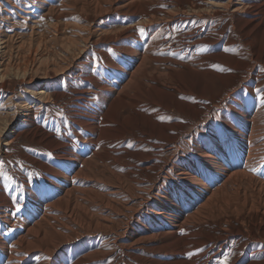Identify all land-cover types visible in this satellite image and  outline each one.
<instances>
[{"label":"bare ground","instance_id":"bare-ground-1","mask_svg":"<svg viewBox=\"0 0 264 264\" xmlns=\"http://www.w3.org/2000/svg\"><path fill=\"white\" fill-rule=\"evenodd\" d=\"M57 3L88 21H121L84 37L73 63L80 78L65 67L53 91L30 92L54 105L75 94L76 109L63 107L62 122L61 109L54 114L61 164L36 179L54 182L0 264H264V0ZM212 110L208 141L192 134L172 160L175 143ZM82 232L85 252H49Z\"/></svg>","mask_w":264,"mask_h":264},{"label":"rangeland","instance_id":"rangeland-1","mask_svg":"<svg viewBox=\"0 0 264 264\" xmlns=\"http://www.w3.org/2000/svg\"><path fill=\"white\" fill-rule=\"evenodd\" d=\"M44 1L45 5H42V0H0V201L4 204L0 205V244L5 247L3 250L0 246V252H13L17 230L24 233L25 223L28 222L26 220L32 221V214L39 209V206L36 209L35 201L38 197L45 198L49 193L48 185L54 182V177H51L50 182L35 184L36 179L42 175H54V168L61 164L58 156L54 154V114L61 109L56 115L58 122H62L65 114L63 107L68 115L74 114L76 109L75 94L67 93L60 104L54 105L52 99L46 102L30 92H39L44 88L53 91L54 86L62 82L65 67H68L72 80L80 78L83 71L77 69L73 63L84 37L99 29L112 31L121 21L120 17L108 14L100 15L95 21H88L82 12L73 10L69 3L59 5L57 2L61 0ZM214 8L222 10L218 6ZM64 11L68 14L56 18L57 13ZM96 12L99 13L100 9ZM185 12L187 16L193 15L191 11ZM174 14L173 17H177L178 14ZM219 17L222 18L215 16V21H219ZM233 28H236L235 25ZM98 33L95 32L93 39L98 37ZM100 61V58H95V64ZM24 72L26 79L20 78ZM233 94L238 97L242 95L239 86L229 93L225 108ZM31 107L34 109L31 110ZM216 107L218 106L213 109L216 110ZM214 110L209 112L202 123H197V127L188 129L187 134L175 143L172 160H177L182 154L183 140L190 138L192 134L201 131L200 138L208 141L207 131ZM83 111H79L80 114ZM28 118L33 120L30 126L25 122ZM222 122L217 117V123ZM57 137L60 139L62 135ZM68 144L69 149L73 150V144ZM130 147L133 150V145ZM72 156L71 154L70 157ZM160 186V181L157 180L154 188ZM27 188L30 190L28 193ZM11 200H15L14 206L9 205ZM140 213L141 210L138 211ZM18 224L21 226L14 227ZM43 225L49 227L51 222ZM111 236L115 235L110 234ZM156 239L160 241L161 236ZM29 246L34 247L35 244ZM89 246L86 233L82 232L70 239L68 246L58 245L49 252H53V255L54 252H85ZM216 248L213 245L208 252L213 253ZM156 252H165V249L160 247ZM231 252H236L234 247Z\"/></svg>","mask_w":264,"mask_h":264},{"label":"snow or ice","instance_id":"snow-or-ice-1","mask_svg":"<svg viewBox=\"0 0 264 264\" xmlns=\"http://www.w3.org/2000/svg\"><path fill=\"white\" fill-rule=\"evenodd\" d=\"M142 30V29H141Z\"/></svg>","mask_w":264,"mask_h":264}]
</instances>
